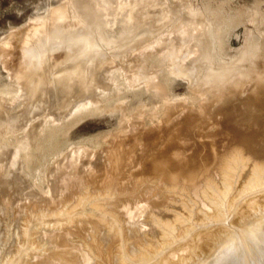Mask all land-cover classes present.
Returning a JSON list of instances; mask_svg holds the SVG:
<instances>
[{
	"label": "rangeland",
	"instance_id": "rangeland-1",
	"mask_svg": "<svg viewBox=\"0 0 264 264\" xmlns=\"http://www.w3.org/2000/svg\"><path fill=\"white\" fill-rule=\"evenodd\" d=\"M81 6L86 10L79 16ZM52 12L56 21L49 19ZM256 13L258 20L253 18ZM263 21L264 0H110L106 5L99 0H0V264L182 263L192 256L195 242L199 246L204 238L212 240L217 228L213 242L220 243L219 231V237L226 238L225 233L239 228L247 206L264 205V168L258 171L264 165V138L258 140L264 137V109H253L264 92ZM38 28L46 33L41 31L40 54L34 60L36 69L32 67L36 72L21 74L25 51L38 47L30 30ZM251 61L256 66L249 67L247 75L240 69ZM27 75L31 82L26 86ZM79 77L86 82L82 86L76 82ZM178 128L182 143L178 140L163 156L165 144L177 139ZM189 132L198 141L191 142ZM247 138L256 141L249 148ZM175 150L181 151L179 158L192 152L191 157L202 159L201 167L198 159L192 165L185 162L187 174L202 171L195 184L146 176L147 158L152 160L146 156L157 151L153 160L171 157L180 162ZM117 159L126 162V169ZM224 162L235 170L231 189L221 171ZM224 195L233 202L230 210L214 207ZM231 209L236 213L227 218ZM86 226H92L90 231ZM240 238L200 243L194 253L207 254L212 248L217 252L213 257L197 253L199 257L184 261L195 264L202 257L199 264L218 258L224 262L229 246L241 257L250 256ZM180 249L191 255L181 258L186 253Z\"/></svg>",
	"mask_w": 264,
	"mask_h": 264
},
{
	"label": "bare ground",
	"instance_id": "bare-ground-1",
	"mask_svg": "<svg viewBox=\"0 0 264 264\" xmlns=\"http://www.w3.org/2000/svg\"><path fill=\"white\" fill-rule=\"evenodd\" d=\"M92 1V0H91ZM108 1L110 2V0H99V2H101L102 4H108ZM72 2V1H71ZM88 2V1H87ZM86 1H85V3H87ZM126 2V1H125ZM148 2V1H147ZM82 3H84L83 1H82ZM145 3V2H144ZM88 4V3H87ZM111 4V3H110ZM109 4V5H110ZM123 4V3H122ZM148 4V3H147ZM147 4H145L146 6H147ZM86 5V4H85ZM89 5V4H88ZM136 5V4H135ZM140 5V4H139ZM116 6V5H115ZM120 6V5H119ZM137 6V5H136ZM90 7V6H89ZM121 7V6H120ZM148 7V6H147ZM153 7V6H152ZM98 9V8H97ZM121 9V8H120ZM86 10V7L84 6H81V7H79V16L84 12ZM105 10V9H104ZM127 10V9H126ZM48 11V10H47ZM50 11V10H49ZM102 11V10H101ZM101 11H99V13H98V15L100 16V13H102ZM106 11V10H105ZM217 11V10H216ZM96 12H97V10H96ZM116 12H118V11H116ZM121 12V11H120ZM132 12V11H131ZM217 12H219V11H217ZM53 13V12H52ZM51 13V14H52ZM93 13V12H92ZM105 13V12H104ZM57 13L55 12V13H53V16L51 17V18H49L50 20H53V18H56V15ZM105 14H108V13H105ZM127 14V13H126ZM101 15H103V13L101 14ZM48 16V15H47ZM97 16V15H96ZM104 16V15H103ZM253 18L254 19H256V20H258L259 19V15L256 13V14H253ZM58 17V16H57ZM98 17V16H97ZM100 17H102V16H100ZM44 18H46V17H44ZM95 18V17H94ZM104 18V17H103ZM133 18V17H132ZM47 19V18H46ZM48 19V20H49ZM75 19V18H74ZM102 19V18H101ZM107 19V18H106ZM106 19H105V21H106ZM135 19H137V18H135ZM40 20H42V19H40ZM39 20V21H40ZM55 21L57 20V18L56 19H54ZM100 20V19H99ZM103 20V19H102ZM101 20V22L103 23V21ZM37 22H39L38 20H36ZM93 21V20H92ZM104 21V22H105ZM238 21H240V20H238ZM80 22V21H79ZM91 22V21H90ZM98 22V21H97ZM264 22V21H263ZM106 23V22H105ZM109 23V22H108ZM232 24H228L227 25V27L229 28V26H231V25H233V22H231ZM54 24V23H53ZM73 24H74V22H73ZM83 24V23H82ZM51 25H52V23H51ZM75 25V24H74ZM92 25H94V24H92ZM96 25H97V23H96ZM98 25H100V24H98ZM106 25V24H105ZM234 25H235V22H234ZM41 26V25H40ZM53 26V25H52ZM90 26H91V23H90ZM134 26V25H133ZM89 27V26H88ZM91 27H93V26H91ZM227 27H225V29L224 30H226L227 29ZM34 28V27H33ZM71 28V27H70ZM52 29V28H51ZM66 29V28H65ZM64 29V30H65ZM68 29V28H67ZM66 29V30H67ZM74 29V28H73ZM29 30V29H28ZM33 30V31H32ZM32 30H30L31 32H32V34H30L29 33V35H30V38L32 39V40H35L36 41V44L38 45V47H36V48H31V49H33V50H26L25 51V57H24V62H23V65H22V68L20 69L21 71H20V73L22 74V73H25V75H26V72H27V74L28 73H30V71H32L31 73L33 74V72H36L35 70H33V68L34 69H36V66H35V62H34V60L36 59V57L40 54V46H41V43L43 42V36H42V38L40 37V35H43V33L41 34V31H43L44 29H42L41 28V30L38 28V29H32ZM60 30V29H59ZM228 30H230V29H228ZM50 31V30H49ZM69 31V30H68ZM79 31V30H78ZM136 31V30H135ZM27 32V31H26ZM44 32V31H43ZM44 33H46V32H44ZM50 33V32H49ZM65 33V32H64ZM70 33V32H69ZM80 33V32H79ZM26 34V33H25ZM47 35V34H46ZM65 35H66V33H65ZM80 35V34H79ZM135 35V34H134ZM49 35H47L46 37H48ZM50 36H52V35H50ZM51 38V37H50ZM74 38V37H73ZM30 39V40H31ZM47 39V38H46ZM136 39V38H135ZM48 40V39H47ZM94 41L92 40V44H90L91 46H90V49L92 48V45L94 46V43H93ZM27 43V42H26ZM57 43V42H56ZM27 46V45H26ZM25 46V47H26ZM83 48V47H82ZM85 50H86V48H85ZM69 51V50H68ZM71 51V50H70ZM69 51V52H70ZM72 51H74V50H72ZM24 52V51H23ZM99 53V52H98ZM209 52L207 51V54H208ZM23 60V59H22ZM106 60V59H105ZM36 61V60H35ZM244 61V60H243ZM250 61V60H249ZM247 62L248 64H250V62ZM79 62V61H78ZM245 62V61H244ZM252 63V65L250 66V65H246L248 68H245L246 66H245V64H243V69L241 68H239L241 71H245L246 72V74H247V70L248 69H250L252 66L253 67H255L256 66V63H254L253 61H251ZM34 63V64H33ZM83 63V62H82ZM246 63V64H247ZM81 64V63H80ZM255 64V65H254ZM233 65V64H232ZM33 67V68H32ZM78 67V66H77ZM76 67V68H77ZM240 67H242L241 65H240ZM250 67V68H249ZM252 67V68H253ZM82 68V67H81ZM80 68V69H81ZM84 68V67H83ZM141 68V67H140ZM144 68V67H143ZM32 69V70H31ZM238 69V70H239ZM40 70V69H39ZM76 70V69H75ZM79 70V69H78ZM251 70V69H250ZM255 70V69H254ZM254 70H252V72L254 71ZM80 71V70H79ZM78 71V72H79ZM82 71V70H81ZM138 71V70H137ZM143 72V71H142ZM77 73V72H76ZM64 74V73H63ZM75 74V73H74ZM81 74H82V72H81ZM80 74V75H81ZM242 74H243V72H242ZM249 74V73H248ZM247 74V75H248ZM73 75V74H72ZM84 75V74H83ZM239 75H241V74H239ZM243 75H245V73L243 74ZM23 76V75H22ZM30 76H31V74H30ZM30 76H25L24 78H23V82L25 83L24 85H28L31 81V77ZM63 76V75H62ZM65 76H67V75H65ZM74 76V75H73ZM77 76V75H76ZM246 76V75H245ZM78 77V76H77ZM84 77V76H83ZM230 77H232V79H233V76H230ZM87 78V77H86ZM91 78V77H90ZM262 78H263V76H262ZM261 78V79H262ZM75 79H76V77H75ZM78 79H80V77L78 78ZM231 79V78H230ZM260 79V78H259ZM22 79L20 78V82L21 83H23L22 81H21ZM67 80V79H66ZM227 80H229L228 78L226 79V81ZM256 80V79H255ZM73 81V80H72ZM206 81V80H205ZM232 81H234V80H232ZM231 81V82H232ZM258 81V80H257ZM257 81H256V83H257ZM76 82H80V86H82L83 84H85L86 82H84L83 81V78L82 79H80V80H77ZM89 82V81H88ZM231 82H229L228 81V83H230L231 85H233L234 83H231ZM234 82H236V81H234ZM149 83V82H148ZM226 83V82H225ZM264 83V82H263ZM62 84V83H61ZM72 84V83H71ZM82 84V85H81ZM236 84H237V82H236ZM258 84V83H257ZM37 85V84H36ZM152 85V84H151ZM228 85V84H227ZM226 85V86H227ZM231 85H228L229 87L231 86ZM72 86H74L75 87V85H72ZM79 86V87H80ZM220 86H222V85H220ZM226 87L227 89L229 88V87ZM260 86V85H259ZM262 86V85H261ZM40 87V86H39ZM79 87H77V88H79ZM224 87H225V85H224ZM224 87H222L223 89H225ZM232 88H235V84H234V87L233 86H231ZM64 88V87H63ZM214 88V87H213ZM221 88V89H222ZM261 88V87H260ZM263 88H264V86H263ZM161 89V88H160ZM215 89V88H214ZM218 89V88H217ZM220 89V88H219ZM218 89V90H219ZM227 89H225V90H227ZM230 89V88H229ZM228 89V90H229ZM65 90V89H64ZM71 90V89H70ZM80 90V89H79ZM50 91V90H49ZM224 90H222V92H223ZM257 91H260V90H257ZM264 91V90H263ZM64 92V91H63ZM67 92V91H66ZM229 92H230V90H229ZM36 93V92H35ZM237 93V92H236ZM37 94V93H36ZM263 94V95H262ZM261 95V98H260V96H259V100L257 101V102H255V106H254V108L253 109H255V107H261L262 109H264V92L262 93ZM218 97H221V96H218ZM48 98V97H47ZM13 101V100H12ZM90 102V101H89ZM237 102V101H236ZM246 103V102H245ZM235 104V103H234ZM251 104V103H250ZM92 105V104H91ZM95 106V105H94ZM248 106V105H247ZM83 106H81L80 108H82ZM182 107V106H181ZM252 106H250V109H252L251 108ZM257 107V108H258ZM259 107V108H260ZM83 108H85V107H83ZM88 108V107H87ZM116 108V107H115ZM114 108V109H115ZM230 108V107H229ZM258 108V109H259ZM260 108V109H261ZM113 110V109H112ZM180 110V109H179ZM227 110V109H226ZM256 110V109H255ZM171 111V110H170ZM182 111V110H181ZM213 111V110H212ZM252 112H250L249 110H248V112H250V113H253V111L254 110H251ZM169 112V111H168ZM179 113V112H178ZM184 113V112H183ZM171 114H174V113H171ZM170 113H169V115H171ZM176 114V113H175ZM174 114V115H175ZM247 114V113H246ZM182 115V114H181ZM219 115V114H218ZM250 115V114H249ZM252 115V114H251ZM259 115V114H258ZM177 116V115H176ZM185 116V115H184ZM253 116H254V114H253ZM252 116V117H253ZM257 116V115H256ZM174 117V116H173ZM172 117V118H173ZM172 118H171V120H172ZM254 118V117H253ZM170 119V118H169ZM247 119V118H246ZM252 119V118H251ZM255 119V118H254ZM160 120V119H159ZM248 121H249V119H247ZM258 120V119H257ZM238 121V120H237ZM194 122V121H193ZM254 122H255V120H254ZM180 123V122H179ZM228 123V122H227ZM232 123V122H231ZM235 123V122H234ZM244 123H245V121H244ZM247 123V122H246ZM245 123V124H246ZM252 123V124H251ZM166 124V123H165ZM182 124V123H181ZM249 124V123H248ZM191 125V124H190ZM229 125V124H228ZM238 125V124H237ZM241 125H242V123H241ZM247 125V124H246ZM250 125H253V121L251 120V122H250ZM249 125V126H250ZM192 127L194 126V124L193 125H191ZM191 126H189V127H191ZM257 126H258V124H257ZM182 127H184V125H182ZM182 127L180 126V128L182 129ZM167 128V127H166ZM174 128H175V126H174ZM174 128H172V130L174 129ZM180 128H178V130H177V132L175 133V136H176V138L177 139H175V138H172V136L171 137H168V139H170V138H172L171 140H170V143H168V146H167V144H165L166 146H165V151H163V156H164V154H167V153H169L170 154V148L172 149V147L174 146V144H176L177 143V141L179 140V141H181V143H182V135H183V132H182V130L180 129ZM195 128V127H194ZM194 128H191L192 130L194 129ZM257 128V127H256ZM170 129H171V127H170ZM180 129V130H179ZM259 129V128H258ZM171 130V131H172ZM187 130V129H186ZM192 130H191V133H192ZM225 130V129H224ZM171 131H169V132H171ZM186 132V131H185ZM188 132V131H187ZM228 132L229 131H227V133L226 134H228ZM220 133V132H219ZM182 134V135H181ZM193 134V133H192ZM191 134V135H192ZM232 134V133H231ZM174 135V134H173ZM189 135H190V132H189V134L187 135V138H190V141L191 142H194V138L195 137H193V139L191 138V137H189ZM219 135V134H218ZM248 135H250V138H252L253 139V137L255 136L254 135V133H253V135L254 136H252L251 134H248ZM261 135V134H260ZM186 136V135H185ZM222 136L223 137H226V136H224V134L222 133ZM252 136V137H251ZM257 136H259L258 134H257ZM256 136V137H257ZM217 137V136H216ZM231 138H234V137H232V136H230ZM247 137H249V136H247ZM255 137V138H256ZM218 138V137H217ZM228 138V137H227ZM236 138V137H235ZM238 138H239V135H238ZM240 138H241V135H240ZM255 138H254V140H252V139H250V141L248 140V138L246 139V142H245V144L248 146V148L252 145V141H254V142H256L255 141ZM260 138H264L263 136L262 137H258V140H261ZM160 139V138H159ZM162 139V138H161ZM184 140H185V138H183ZM192 139V140H191ZM212 139V138H211ZM214 139V138H213ZM245 139V138H244ZM210 140V139H209ZM236 140H237V138H236ZM134 141V140H133ZM165 141H168L169 142V140H165ZM188 142H190L189 140H187ZM196 141H198L197 139H196ZM195 141V142H196ZM205 141V140H204ZM212 141H214L215 142V140H212ZM238 141H239V139H238ZM241 141H242V138H241ZM264 141V140H263ZM157 142V141H156ZM194 142V143H195ZM210 142V141H209ZM208 142V143H209ZM229 142V144H231L232 143V141L230 142V141H228ZM240 142V141H239ZM239 142H238V144H239ZM243 142V141H242ZM260 142V141H259ZM124 143V142H123ZM200 143V142H199ZM213 143V142H212ZM218 143H222V142H218ZM227 143V142H226ZM241 143V142H240ZM121 144V143H120ZM129 144V143H128ZM148 144V143H147ZM211 144V143H210ZM262 144H263V142H262ZM122 145V144H121ZM154 145V144H153ZM161 145L163 146V143H161ZM189 145V144H188ZM193 145V144H192ZM194 145H198V144H194ZM200 145V144H199ZM203 145V144H202ZM216 145V144H215ZM218 145V144H217ZM237 145V144H236ZM241 145V144H240ZM257 145V144H256ZM117 146H119V145H117ZM145 146V145H144ZM159 146H160V144H159ZM204 146V145H203ZM209 146H211V145H209ZM209 146H208V148H209ZM225 146V142L223 143V148H225L224 147ZM228 146V145H227ZM254 146H255V144H254ZM120 147V146H119ZM126 147V146H125ZM229 147V146H228ZM241 147V146H240ZM259 146L257 145V147L256 148H258ZM116 148V147H115ZM144 148V147H143ZM174 148V147H173ZM193 148H195V147H192L191 149L192 150H195V149H197V148H195V149H193ZM203 148V150H204V148H205V146L204 147H202ZM253 149H256L255 147H252ZM181 149V148H180ZM183 149H186V148H183ZM182 149V150H183ZM188 149H189V151H190V148L188 147ZM206 149V148H205ZM211 150H212V148H210ZM215 149V147L213 148V150ZM227 149V148H226ZM237 149V148H236ZM124 150V149H123ZM134 150V149H133ZM158 150H161L162 151V147H161V149L159 148ZM157 150V151H158ZM170 150V151H169ZM199 150V149H198ZM210 150V151H211ZM233 150V149H232ZM245 150V149H244ZM257 150V149H256ZM119 151V150H118ZM136 151V150H135ZM140 151V150H139ZM150 151V150H149ZM153 151V150H152ZM157 151H155V154H156V156H157ZM169 151V152H168ZM176 151V150H175ZM202 151V150H201ZM207 151V150H206ZM254 151V150H253ZM252 151V152H253ZM262 151H264V149H262ZM261 151V152H262ZM122 152V151H121ZM172 152V151H171ZM176 152H178V151H176ZM181 152V151H180ZM180 152H178V153H176L177 154V156H175L176 158L178 157L179 158V154H180ZM183 152H184V150H183ZM196 152H198L197 150H196ZM195 151H194V153H196ZM212 152H215V150L214 151H212ZM211 152V153H212ZM237 152H239L238 150H237ZM241 152V151H240ZM257 152V151H256ZM112 153H113V151H112ZM120 153V152H119ZM175 153V152H174ZM185 153H187V152H185ZM185 153H181V154H183V155H185L186 156V154ZM191 154H193L192 152H190ZM203 153H204V151H203ZM216 153V152H215ZM214 153V154H215ZM227 153V152H226ZM147 154H148V152H147ZM154 153H152L151 155H148V156H146V158L147 157H151V159L152 160H150V158H149V160H148V158H147V163H148V165H146V171H149L148 173H146V176H147V174L149 175V173L151 174H154V175H157V176H159V178L161 177L162 179H164V180H171V181H173V180H178V179H180V180H183L184 182H185V185H186V183H190V184H192V183H194V182H196V180L197 181H199V175L201 176V173L199 174V172L201 171L198 167H201L203 164L202 163H200L201 161H202V159L200 160L197 156V158L195 157V156H192L191 157V154H190V156H186V157H184L183 155V157L182 158H177L180 162H177V160L175 161L174 160V158L173 159H171V157H170V159L169 158H166V157H164V158H166V159H160V161H159V159L158 160H153L155 157V154H154V156H152ZM159 154V153H158ZM176 154H174V155H176ZM210 154V153H209ZM236 154V153H235ZM238 154V156H240L241 157V155H239V153H237ZM241 154V153H240ZM119 155H121V154H119ZM118 155V156H119ZM123 155V154H122ZM144 155H145V153H144ZM173 155V156H174ZM197 155V154H196ZM208 155V154H207ZM207 155L205 156V157H203L204 158V160H205V158L207 157ZM213 155V154H212ZM250 155V154H249ZM256 155H259V152H258V154H256ZM262 155V154H261ZM261 155H259V156H261ZM112 156H113V154H112ZM125 155H123V157H124ZM126 156H127V154H126ZM130 156V155H129ZM128 156V157H129ZM159 156H161L160 154H159ZM211 155H209V157H210ZM217 156V155H216ZM222 156V155H221ZM237 156V155H236ZM120 157V156H119ZM122 157V159H124ZM139 157H140V155H139ZM152 157H154V158H152ZM207 158V159H212V157H210V158ZM115 158V157H114ZM127 158V157H126ZM125 158V159H126ZM239 158V157H238ZM256 158V157H255ZM125 159H124V161H125ZM155 159H157V158H155ZM194 159H198V160H196L195 162L196 163H199L198 165V167L196 168V167H194L195 169H198V170H200L199 172H198V174H191L192 172H195V170L194 171H192V172H190V174H187V171L186 172H184L185 171V169H186V167H185V165H188V164H186L185 162H190L191 163V165L192 164H195V162H194ZM206 159V161H208ZM241 159V158H240ZM121 160V159H120ZM128 160V159H127ZM226 161H227V159H225ZM230 160V159H229ZM263 160H264V158H263ZM114 161V160H113ZM113 161H112V163H113ZM123 161V160H122ZM122 161H118V159H117V162L118 163H120V162H122ZM199 161V162H198ZM210 161H212V160H209V163H211ZM220 161V160H219ZM258 161V160H257ZM128 162V161H127ZM142 162V161H141ZM140 162V163H141ZM145 161H143V163H144ZM194 162V163H193ZM203 162V161H202ZM221 162V161H220ZM231 162V161H230ZM229 162V163H230ZM116 163V162H115ZM123 163V162H122ZM124 163H126V162H124ZM123 163V165H125V167L123 166V165H121V163L119 164V165H121L123 168H125L126 169V165L127 164H124ZM142 163V164H143ZM147 163H145V164H147ZM189 163V164H190ZM208 163V164H209ZM218 163V162H217ZM229 163L228 162H224V164H223V166H222V168H221V171L225 174V176H226V178L227 179H229V181H228V188H230L231 189V187L233 186V182L231 183V180H233L232 179V174H233V170L231 169V167L229 166ZM110 164V163H109ZM201 164V165H200ZM213 164H214V162H213ZM119 165H117L116 164V166H118L119 167ZM189 166L190 168H192V166ZM197 165V164H196ZM209 165H211V164H209ZM218 165H219V163H218ZM114 166H115V164H114ZM120 166V167H121ZM205 166V165H204ZM204 166H203V169H204ZM208 166V165H207ZM216 166V165H215ZM122 167H121V169H119V168H116V167H114V168H116L117 170L119 169L120 171L122 170ZM138 167H139V165H138ZM144 167V166H143ZM143 167H142V169H143ZM210 167V166H209ZM211 167H212V165H211ZM210 167V168H211ZM217 167V166H216ZM242 167V166H241ZM241 167H238L237 169V171H239V168H241ZM109 168V167H108ZM193 168V169H194ZM206 169H208L207 167H205ZM256 168H257V166H256ZM260 168H264V165H263V167H262V165H259V170L258 171H262ZM124 169V170H125ZM202 169V168H201ZM107 170H109V169H107ZM116 170V171H117ZM129 170V169H128ZM186 170H188V169H186ZM192 169H190V171H191ZM218 170V169H217ZM97 171V170H96ZM111 171V170H110ZM140 171V170H139ZM145 171V172H146ZM206 171H208V170H206ZM213 171V170H212ZM235 171V170H234ZM107 172V171H106ZM202 172V171H201ZM205 172V171H204ZM218 172V171H217ZM98 173H99V171H98ZM102 173V172H101ZM127 173V172H126ZM184 173H186V175L184 174ZM213 173V172H212ZM211 173V174H212ZM115 175L114 176H117L118 174H116V173H114ZM125 174V173H124ZM138 174V173H137ZM220 174V173H219ZM222 174V173H221ZM254 174V173H253ZM82 175V174H81ZM123 175V174H122ZM197 175H198V179H197ZM202 175L204 176V174L202 173ZM234 176H235V174H233ZM106 176V175H105ZM111 176H113V175H111ZM119 176H120V174H119ZM124 176V175H123ZM134 176V175H133ZM137 176V175H136ZM136 176H134V177H136ZM139 176L141 177L142 175L141 174H139ZM233 176V177H234ZM79 177V176H78ZM81 177V176H80ZM89 177V176H88ZM143 177V176H142ZM209 177V176H208ZM113 178V177H112ZM125 178V177H124ZM126 178H128L129 179V177L127 176ZM137 178H139V177H137ZM152 178V177H151ZM81 179V178H80ZM95 179V178H94ZM120 179V178H119ZM118 179V180H119ZM131 179V178H130ZM136 179V178H135ZM201 179H202V177H201ZM204 179V178H203ZM205 179H206V177H205ZM231 179V180H230ZM262 179V178H261ZM100 180V179H99ZM110 180H111V178H110ZM115 180V179H114ZM140 180V179H139ZM139 180H137L138 181V183H139ZM147 180V179H146ZM157 180V179H156ZM89 181V180H88ZM113 181V180H112ZM148 181H150V180H148ZM155 181V180H154ZM158 181V180H157ZM160 181V180H159ZM235 181V180H234ZM251 181V180H250ZM254 181V180H253ZM259 181H261V180H259ZM92 182V181H91ZM106 182V181H105ZM115 182V181H114ZM118 182H120V181H118ZM143 182V181H142ZM204 182V181H203ZM100 183V182H99ZM104 183V182H103ZM111 183V182H110ZM109 183V184H110ZM133 183V182H132ZM137 183V184H138ZM147 183V182H146ZM158 183V182H157ZM164 183V182H163ZM198 183V182H197ZM263 183V182H262ZM84 184V183H83ZM129 184V183H128ZM131 184V183H130ZM134 185L136 184V183H133ZM149 184V183H148ZM162 184V183H161ZM178 184V183H177ZM179 184H180V182H179ZM195 184V183H194ZM193 184V185H194ZM259 184V183H258ZM96 185V184H95ZM99 185V184H98ZM174 185V184H173ZM182 185V184H181ZM198 185V184H197ZM196 185V186H197ZM201 185V184H200ZM226 185V184H225ZM232 185V186H231ZM255 185H257V184H255ZM101 186V185H100ZM103 186H105L104 184H103ZM107 186H108V184H107ZM120 186V185H119ZM131 186V185H130ZM139 186V185H138ZM172 186V185H171ZM126 186H124V188H125ZM132 187V186H131ZM151 187V186H150ZM175 187V186H174ZM187 187V186H186ZM193 187V186H192ZM191 187V188H192ZM194 187H195V185H194ZM193 187V188H194ZM199 187H201V186H199ZM206 187V186H205ZM93 188H95V187H93ZM97 188H99L98 186H97ZM113 188H114V186H113ZM122 188V187H121ZM133 188V187H132ZM141 188V187H140ZM143 188H144V186H143ZM107 189V188H106ZM115 189V188H114ZM135 189V188H134ZM179 189V188H178ZM96 190V189H95ZM109 190V189H108ZM142 189H140V191H141ZM188 190V189H187ZM192 190L193 189H191V192H192ZM102 191V190H101ZM119 191H121V190H119ZM145 191V190H144ZM171 191V190H170ZM175 191V190H174ZM196 192L198 191L197 189L195 190ZM195 191H194V194H195ZM108 192V191H107ZM121 192H123V191H121ZM120 192V193H121ZM99 193V192H98ZM103 193H105V192H103ZM116 193V192H115ZM201 193V192H200ZM228 193V192H227ZM139 194V193H138ZM202 194V193H201ZM91 195V194H90ZM120 195V194H119ZM130 196V195H129ZM136 196H138V195H136ZM196 196H198L197 194H196ZM200 196H202V195H200ZM142 197V196H141ZM223 197V196H222ZM263 198H264V196H263ZM130 199V198H129ZM199 200H201L200 198H198ZM119 200V199H118ZM204 201V200H203ZM204 203V202H203ZM232 203L233 202H230V200L228 199V196L227 195H224V197H223V199L222 200H218V202H216L215 203V205H214V207H217L216 209H222V210H224V209H228V210H230V208L232 207L231 205H232ZM255 203V202H254ZM119 204V203H118ZM256 204H258L257 206H254L253 204V206H251L250 204H248V205H250L249 207L247 206L246 207V214H247V216H245L244 217V219H243V221H245V222H243V224H242V222H241V220H240V218H237V219H239L240 221L239 222H237V224H238V226H239V228L237 227V226H234L233 224H232V226H234V228L235 227H237V228H235V231H233V232H231V233H229V232H227V231H225V232H227V233H225V236L227 235V239L226 238H223L222 236L221 237H219L220 235H221V232L219 231V233H220V235H218V238H221L222 240H224V241H222V240H220V243H219V241H217L219 244H225V243H227V241H228V239L229 238H240V237H243L244 235V237H243V239L242 238H240V239H242L243 241H241L240 243H242L243 245H248L249 246V248H250V250L252 251V254L249 256H247V255H245L244 257H241V256H239L237 253H236V249H235V247H232V246H229L228 248V256L225 258V259H223L224 260V262H221L220 260H219V258L218 259H215V261L212 263V264H227V263H230V264H251L252 262H255V264H264V209H261V207L262 206H264L263 205V203H262V205H261V203L259 204V203H256ZM92 205V204H91ZM260 205H261V207H260ZM231 206V207H230ZM234 206V205H233ZM228 207H230V208H228ZM254 207V208H253ZM255 207H259L261 210L259 211V210H256V208ZM30 208V207H29ZM83 208V207H82ZM258 208V209H259ZM262 208H264V207H262ZM34 209V208H33ZM218 209V210H219ZM234 209V208H233ZM233 209H231V210H233ZM254 209V210H253ZM248 210H250V211H248ZM101 211V210H100ZM106 211V210H105ZM225 211V210H224ZM234 211V210H233ZM236 211V210H235ZM229 212V211H227V214H228V216L229 215H231V213H233V215H234V213H236V212ZM80 213H81V211H79ZM102 212H104V211H102ZM61 213V212H60ZM83 214V213H82ZM92 214V213H91ZM245 214V215H246ZM94 215V214H93ZM92 215V216H93ZM106 214H104V216H105ZM110 215V214H109ZM141 215V214H140ZM233 215H231V217L233 216ZM91 216V217H92ZM223 216V215H222ZM236 216H237V214H236ZM242 216V215H241ZM244 216V215H243ZM61 217V216H60ZM89 218V217H88ZM94 218H96V216H94ZM106 218V217H105ZM109 218V217H108ZM130 218V217H129ZM227 218H230V216L229 217H227ZM111 219V218H110ZM117 219V218H116ZM248 220V222L246 221V220ZM87 220V219H86ZM123 220V219H122ZM236 220V219H235ZM116 221V220H115ZM237 221V220H236ZM90 222H91V220H90ZM92 222H93V220H92ZM157 222V221H156ZM235 222V221H234ZM241 222V223H240ZM247 222V223H246ZM114 223V222H113ZM236 223V222H235ZM242 224L241 226H240V224ZM99 224H101V223H99ZM98 224V225H99ZM230 224V223H229ZM228 224V225H229ZM88 225V224H87ZM91 225V224H90ZM98 225H96V226H98ZM112 225V224H111ZM222 225H224V224H222ZM226 225V224H225ZM228 225H226L228 228H229V226H230V228H233L232 226H231V224L228 226ZM101 226V225H100ZM99 226V227H100ZM115 226V225H114ZM120 226V225H119ZM221 226V225H220ZM219 226V227H220ZM84 227V226H83ZM87 227V226H86ZM89 227V226H88ZM88 227H87V229H88ZM92 227V226H91ZM90 227V228H91ZM216 227V226H215ZM221 227H223V226H221ZM85 228V227H84ZM90 228L88 229L89 231H90ZM95 228V227H94ZM120 228V227H119ZM227 228V229H228ZM108 229V228H107ZM208 230L210 229H212V226H211V228L209 227V228H207ZM206 229V230H207ZM213 229H214V226H213ZM213 229L210 231L209 230V234L211 235V232L213 231ZM216 230H217V228H215ZM219 229V228H218ZM220 229H223V228H220ZM219 229V230H220ZM224 229H226V227H224ZM226 229V230H227ZM248 229V230H247ZM84 230V229H83ZM92 230V229H91ZM95 230V229H94ZM100 230H101V228H100ZM216 230H214L213 232H212V235L210 236L211 237V239L212 240H208L207 238H204V240H205V242L207 243V241H209V242H213V241H215V237H214V232L216 231ZM229 230V229H228ZM231 230V229H230ZM246 230H247V232H250L249 233V235L247 234V232H246ZM95 232V231H94ZM112 232V231H111ZM245 232H246V234H245ZM95 233H97V231L95 232ZM99 233V232H98ZM206 233H208V232H206ZM205 232H204V235L206 236V235H209V234H206ZM218 233V230H217V232H216V234ZM222 233H224L223 231H222ZM229 234H231V235H229ZM251 234H254L255 235V237H254V235L253 236H251ZM111 235V234H110ZM243 235V236H242ZM112 236V235H111ZM125 236V235H124ZM216 236V235H215ZM224 236V235H223ZM224 236V237H225ZM62 236H60V238H61ZM109 237V236H108ZM117 237V236H116ZM207 237H209V236H207ZM209 237V238H210ZM214 237V238H213ZM251 237H252V239L254 238V241L253 240H251ZM63 238V237H62ZM218 238H216V240H218ZM246 238V239H245ZM58 239V238H57ZM108 239V238H107ZM112 239V238H111ZM116 239V238H115ZM207 239V240H206ZM62 241H64L63 239H61ZM60 240V241H61ZM200 240H202V239H200ZM204 240H202L200 243H204V245H209L208 243L207 244H205V242H203ZM62 241H61V243H62ZM106 241V240H105ZM221 241H222V243H221ZM252 241V242H251ZM65 242V241H64ZM99 242H100V240H99ZM113 242V241H112ZM116 242V241H115ZM198 242V241H197ZM217 242H215L216 244H217ZM67 243H68V241H67ZM100 243H104V241L103 242H100ZM117 243V242H116ZM199 243V242H198ZM200 243H199V246H200ZM214 243V242H213ZM214 243V244H215ZM254 243V244H253ZM109 245H107L109 248H111L110 247V243H108ZM113 244V243H112ZM195 244H196V242H195ZM194 244V246H193V249L195 250V246H197V250H198V248H200L198 245H195ZM249 244H252V245H249ZM65 245V244H64ZM103 245V244H102ZM114 245V244H113ZM211 245V244H210ZM105 246V245H104ZM106 246V247H107ZM212 246H214V245H212ZM105 247V248H106ZM107 247V248H108ZM192 247V246H191ZM210 246H208L207 248H209ZM216 247V246H215ZM61 248V247H60ZM98 248V247H97ZM103 248V247H102ZM109 248L107 249V250H109ZM115 248V247H114ZM212 248V247H211ZM62 249V248H61ZM104 249V248H103ZM213 249V250H212ZM212 249H210V251H208L209 253H210V255H209V253H207L209 256H212L213 257V254H215L216 252H217V250H215V248H212ZM82 250V249H81ZM100 250V249H99ZM180 250H182V249H180ZM189 250H190V247H189ZM194 250H190V252H192V256H190L191 258H193V260H194V257H196V255H198L197 253H200V255H206V257L208 256L205 252V254L203 253V251H202V253H201V251L199 252H197V253H194V252H196V251H194ZM207 250V249H206ZM55 251V250H54ZM57 251V250H56ZM83 251V250H82ZM110 251V250H109ZM176 251H179V249H177ZM186 251V250H185ZM185 251H183L182 250V252H185ZM204 251H205V249H204ZM250 251V252H251ZM60 252V251H59ZM111 252V251H110ZM109 252V253H110ZM187 252H189V251H187ZM187 252H185L186 254H185V256H183L184 254H182L181 253V255H182V257L181 258H184V257H186V255H188L187 254ZM190 252H189V254H190ZM249 252V251H248ZM64 253V252H63ZM180 253V252H179ZM85 254H87V253H85ZM105 254H107V252L105 253ZM104 253H103V256L105 255ZM62 257H63V255L62 254H60ZM191 255V254H190ZM193 255H195L194 257H193ZM202 255V256H203ZM110 256V255H109ZM114 256V255H113ZM175 255H173V256H171L172 258L174 257ZM178 256V255H177ZM65 257V260L68 258H66V256H64ZM176 257V256H175ZM190 257H186L185 259H189ZM197 257H199V255L197 256ZM196 257V258H197ZM47 258H49V257H47ZM51 258V257H50ZM57 258V257H56ZM55 258V259H56ZM100 258V257H99ZM114 258H116V257H114ZM145 258V257H144ZM172 258H171V260H172ZM203 258H205V257H203ZM64 259V258H63ZM70 259V258H69ZM102 259H104L103 257H102ZM118 259V258H117ZM117 259H116V261H117ZM184 259V260H185ZM201 259H202V257H201ZM201 259H196V260H200V262H201ZM61 260H62V258H61ZM101 260V259H100ZM107 260V259H106ZM112 260V259H111ZM169 260V259H168ZM180 260V259H179ZM181 260H183V259H181ZM183 260V261H184ZM196 260H195V262H196ZM204 260V259H203ZM67 262H68V260H66ZM105 261V260H104ZM173 261V260H172ZM183 261H182V263L180 262V261H178L179 262V264H183ZM188 261V260H187ZM187 261H184V262H187ZM189 261H191V260H189ZM188 261V262H189ZM107 262V261H106ZM119 262V261H118ZM140 262V261H139ZM174 262V261H173ZM178 262H174V264L175 263H178ZM188 262H187V264H188ZM200 262H197L198 264L200 263ZM74 263V262H73ZM117 263V262H116ZM153 263V262H152ZM191 264H193L194 263V261H193V263L192 262H190ZM189 263V264H190ZM197 263H195V264H197ZM56 264H57V262H56ZM58 264H60V263H58ZM68 264V263H67ZM71 264V263H70ZM167 264H171L170 262L168 263V261H167ZM173 264V263H172ZM184 264H186V263H184Z\"/></svg>",
	"mask_w": 264,
	"mask_h": 264
}]
</instances>
